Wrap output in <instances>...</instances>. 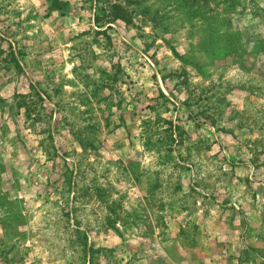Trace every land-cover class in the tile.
I'll return each mask as SVG.
<instances>
[{
	"label": "rangeland",
	"instance_id": "rangeland-1",
	"mask_svg": "<svg viewBox=\"0 0 264 264\" xmlns=\"http://www.w3.org/2000/svg\"><path fill=\"white\" fill-rule=\"evenodd\" d=\"M0 264H264V0H0Z\"/></svg>",
	"mask_w": 264,
	"mask_h": 264
},
{
	"label": "trees",
	"instance_id": "trees-1",
	"mask_svg": "<svg viewBox=\"0 0 264 264\" xmlns=\"http://www.w3.org/2000/svg\"><path fill=\"white\" fill-rule=\"evenodd\" d=\"M111 9H113L114 10V12L112 13V17H111V15H110V17H108L109 18V20H116V19H119L120 18V16L117 14V12L119 11V7L116 5H112V7H111ZM107 16V15H106ZM98 20H99V17H97L96 16V22H98ZM20 105L18 106V109H20ZM28 108V113H30L31 112V110H30V108L29 107H27ZM91 251H93L92 250V248L90 249V252Z\"/></svg>",
	"mask_w": 264,
	"mask_h": 264
}]
</instances>
